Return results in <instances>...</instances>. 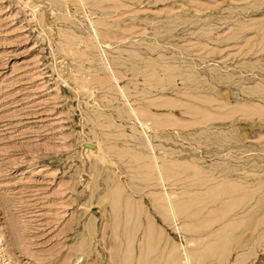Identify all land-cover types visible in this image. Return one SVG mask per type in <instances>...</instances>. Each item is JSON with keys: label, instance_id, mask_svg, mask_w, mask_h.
<instances>
[{"label": "rangeland", "instance_id": "rangeland-1", "mask_svg": "<svg viewBox=\"0 0 264 264\" xmlns=\"http://www.w3.org/2000/svg\"><path fill=\"white\" fill-rule=\"evenodd\" d=\"M0 264H264V0H0Z\"/></svg>", "mask_w": 264, "mask_h": 264}]
</instances>
